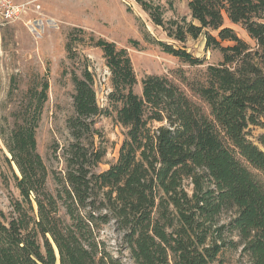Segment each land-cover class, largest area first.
Returning <instances> with one entry per match:
<instances>
[{
  "label": "trees",
  "instance_id": "1",
  "mask_svg": "<svg viewBox=\"0 0 264 264\" xmlns=\"http://www.w3.org/2000/svg\"><path fill=\"white\" fill-rule=\"evenodd\" d=\"M136 1L170 39L204 36L206 49L223 61L207 66L204 81L177 71L193 96L167 76L145 78L138 95L127 49L92 37L111 72L110 108H100L88 68L73 73L74 142L54 192L36 137L49 82L37 76L28 101L0 121L19 191L12 212H0V264H122L100 238L112 222L135 264H216L226 247L241 248L242 264H264V0H189L190 22L165 21L160 7ZM225 16L246 29L254 47L224 26ZM81 34L70 32L68 54ZM155 43L183 63L204 65L186 50ZM113 113L126 138L117 161L98 172L106 152L94 143V118ZM251 127L262 130L256 142Z\"/></svg>",
  "mask_w": 264,
  "mask_h": 264
},
{
  "label": "rangeland",
  "instance_id": "2",
  "mask_svg": "<svg viewBox=\"0 0 264 264\" xmlns=\"http://www.w3.org/2000/svg\"><path fill=\"white\" fill-rule=\"evenodd\" d=\"M17 4H28L29 12L20 20L3 23L0 19V121L9 120L16 107L28 101L26 91L33 88L37 76H46L49 82L48 101L37 129V150L48 170L47 189L57 188L55 177L66 174V149L74 138L68 121L75 116L73 95V73L88 68L94 78L97 101L102 109L110 108L109 94L112 92L111 72L106 65L103 52L93 46L92 37L113 42L118 48L127 49L137 77L134 92L142 94V81L149 76H167L193 96L182 83L177 71H183L189 81L206 79L209 65L223 61L219 51L206 49L204 36L188 37L184 43L170 39L167 33L151 21L147 12L136 0H13ZM158 6L165 21L187 18L192 21L189 0H146ZM35 6H40L39 10ZM31 21L32 24H29ZM38 21V22H35ZM224 26L233 29L240 39L255 46L241 24H233L225 16ZM83 29L75 42V54H68L66 44L70 32ZM217 36V32L209 31ZM131 41L139 43L134 47ZM155 41L186 50L195 58L203 59L204 65L191 66L179 58L166 54ZM224 46L232 45L229 42ZM73 57V59H70ZM13 90V96L10 92ZM94 128L99 134L94 143L106 152L103 162L96 171H105L114 164L126 138V129L115 118L100 115L94 118ZM155 127L160 124L155 123ZM262 132L259 128L249 129L250 139L256 142ZM90 141V140H89ZM88 143V140H87ZM264 150V149H263ZM11 156L0 138V212L10 214L12 202L19 199V191L13 178L14 165L8 162ZM16 170V169H15ZM230 214L221 217V223L229 221ZM123 235L115 224L102 226L100 238L107 249L119 257L122 264H135L130 253L123 247ZM226 239L238 241L236 234H226ZM241 248L226 247L216 264H242Z\"/></svg>",
  "mask_w": 264,
  "mask_h": 264
},
{
  "label": "built area",
  "instance_id": "3",
  "mask_svg": "<svg viewBox=\"0 0 264 264\" xmlns=\"http://www.w3.org/2000/svg\"><path fill=\"white\" fill-rule=\"evenodd\" d=\"M29 9L28 4H17L13 0H0V19L5 24L20 21ZM35 9L39 10L40 6H35ZM29 24H32L31 21Z\"/></svg>",
  "mask_w": 264,
  "mask_h": 264
},
{
  "label": "crops",
  "instance_id": "4",
  "mask_svg": "<svg viewBox=\"0 0 264 264\" xmlns=\"http://www.w3.org/2000/svg\"><path fill=\"white\" fill-rule=\"evenodd\" d=\"M14 2V1H13ZM15 3V2H14Z\"/></svg>",
  "mask_w": 264,
  "mask_h": 264
}]
</instances>
